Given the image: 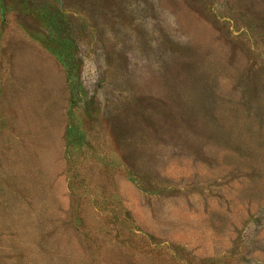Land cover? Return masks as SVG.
Listing matches in <instances>:
<instances>
[{
	"label": "rangeland",
	"instance_id": "obj_1",
	"mask_svg": "<svg viewBox=\"0 0 264 264\" xmlns=\"http://www.w3.org/2000/svg\"><path fill=\"white\" fill-rule=\"evenodd\" d=\"M0 264H264V0H0Z\"/></svg>",
	"mask_w": 264,
	"mask_h": 264
}]
</instances>
